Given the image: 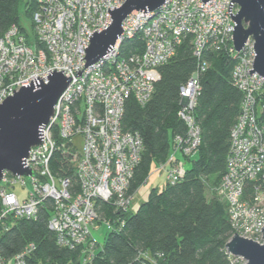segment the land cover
Listing matches in <instances>:
<instances>
[{
    "label": "built area",
    "instance_id": "2783aa9c",
    "mask_svg": "<svg viewBox=\"0 0 264 264\" xmlns=\"http://www.w3.org/2000/svg\"><path fill=\"white\" fill-rule=\"evenodd\" d=\"M124 2L35 0L31 28L13 23L0 37V103L37 76L48 83L47 75L55 68L66 77L74 76L43 130L44 143L32 147L25 160L34 175L4 172L0 240L18 221L36 220L47 208V225L57 244L80 249L81 261L75 264H92L98 251L91 226L106 221L114 228L104 213L106 206L130 211L134 195L130 187L142 161L141 135L123 127L126 103L131 97L142 106L149 102L160 67L189 38L198 66L180 88L178 115L187 131L175 136L169 158L157 169L169 184L182 179L186 158L195 155L201 143L195 108L208 67L204 54L220 50L232 54L237 59L232 82L243 93V101L231 130L227 171L214 194L227 205L232 236L238 233L264 242V77L256 71L250 74L256 57L254 38L236 50V22L228 11L231 0H166L155 11L128 15L114 47L85 67L90 34L107 28L112 22L108 9ZM239 10L235 1L232 12ZM136 37L143 42L141 50L125 53L124 42ZM17 186L28 189L23 197L15 192ZM35 250L36 245L29 243L6 258L0 249V264H27Z\"/></svg>",
    "mask_w": 264,
    "mask_h": 264
},
{
    "label": "trees",
    "instance_id": "16d2710c",
    "mask_svg": "<svg viewBox=\"0 0 264 264\" xmlns=\"http://www.w3.org/2000/svg\"><path fill=\"white\" fill-rule=\"evenodd\" d=\"M35 0H0V37L21 14L32 17ZM139 37L124 42L125 53L141 50ZM190 39L175 56L160 67V79L149 102L142 106L131 97L125 107L123 127L138 132L144 142L142 161L135 171L130 191L135 193L147 182L151 172L165 162L177 134L187 131L179 117L180 88L198 66ZM208 62L201 76V93L195 108L201 126V143L196 154L186 160L183 177L175 184L151 190L148 200L136 212L111 210L104 213L114 224L92 264H235L237 257L226 248L232 237L227 205L214 189L227 171L231 130L241 113L243 93L232 82L237 59L225 50L204 54ZM264 103V95L262 96ZM208 192L211 196L208 197ZM49 210L38 219L20 220L4 232L0 249L8 258L27 244L36 250L27 264H75L81 261L80 249L57 244L47 225ZM155 261V262H153Z\"/></svg>",
    "mask_w": 264,
    "mask_h": 264
},
{
    "label": "water",
    "instance_id": "95a60500",
    "mask_svg": "<svg viewBox=\"0 0 264 264\" xmlns=\"http://www.w3.org/2000/svg\"><path fill=\"white\" fill-rule=\"evenodd\" d=\"M165 1L125 0L120 7H114L113 10L109 8L112 22L100 32L90 34L91 43L85 47V67L99 61L114 47L123 33L122 25L128 15L136 10L155 11ZM235 1L240 5L237 14L232 12ZM229 6L228 11L236 22L234 46L239 52L250 37L254 38L256 57L252 61L254 67L250 69V74L256 71L264 77V0H231ZM62 71L53 69L47 75L48 83L37 76L18 91L14 89V94L8 95L0 103V184L5 171L28 178L34 175L25 160L30 157L32 147L44 143L43 130L50 123L60 96L74 77H66ZM81 72L79 69L77 75H81ZM262 231L264 238V227ZM226 248L232 256L242 258L244 264H264V242L236 233L227 242Z\"/></svg>",
    "mask_w": 264,
    "mask_h": 264
},
{
    "label": "rangeland",
    "instance_id": "374dc122",
    "mask_svg": "<svg viewBox=\"0 0 264 264\" xmlns=\"http://www.w3.org/2000/svg\"><path fill=\"white\" fill-rule=\"evenodd\" d=\"M31 23H32V17H29L22 12L21 24L30 29ZM191 165H192V161L187 160L186 162H184V169L186 170V167H190ZM157 168H155L151 172L147 182L141 185V187L134 193L132 203L130 205L131 212H136L141 206V204L148 200L149 194L153 188L164 187V184L166 183L165 174L163 171ZM27 190H28L27 188H22L20 186H17L15 188V192H17V194L20 197H23ZM209 196H211V193L208 192V197ZM110 230L111 228L109 227L106 221H102L99 224H96L95 226H91L92 236L97 241V251L102 250L105 239ZM244 263L245 261L241 258H237L235 260V264H244Z\"/></svg>",
    "mask_w": 264,
    "mask_h": 264
},
{
    "label": "crops",
    "instance_id": "0c3cea01",
    "mask_svg": "<svg viewBox=\"0 0 264 264\" xmlns=\"http://www.w3.org/2000/svg\"><path fill=\"white\" fill-rule=\"evenodd\" d=\"M187 160H185V162H186Z\"/></svg>",
    "mask_w": 264,
    "mask_h": 264
}]
</instances>
